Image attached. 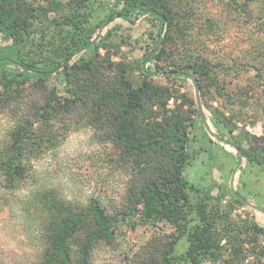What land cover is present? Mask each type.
I'll use <instances>...</instances> for the list:
<instances>
[{
    "label": "rangeland",
    "instance_id": "1",
    "mask_svg": "<svg viewBox=\"0 0 264 264\" xmlns=\"http://www.w3.org/2000/svg\"><path fill=\"white\" fill-rule=\"evenodd\" d=\"M28 1L34 7L46 8L51 21L59 18L60 6L70 0ZM97 1L94 15L100 17L102 6L113 0ZM173 9L182 11L177 26L165 28L163 37H168L161 59L147 66L158 74L154 84L171 89L169 108L185 110L194 117L190 151L196 160L186 169L185 177L202 191L233 183L245 200L264 210V166L243 160L238 169L234 149L214 136L223 133L235 138L264 158V0H177ZM52 34L48 32L45 40ZM97 34L104 39V47L99 55L87 59H95L107 76L117 73L114 64H126L129 79L137 81L160 33L158 22L145 16L134 26L119 19ZM29 52L36 54L34 49ZM194 65L201 73L194 75L201 108L190 78L164 75H193L189 68ZM47 86V90L32 84L15 87L10 98L0 103V158L9 153L12 133L19 126L28 123L29 130L35 132L25 151L24 178L11 183L0 170V264L37 263L40 216H47L40 215V198L44 202L61 199L77 207L99 199L110 213L126 204L131 177L120 167L116 151L103 141L101 133L78 123L76 116L46 120L35 115V106L53 97L52 91H57L58 98L67 95L66 84L60 80H50ZM0 92L7 94L1 84ZM199 111L207 119V127ZM210 212L215 217L229 212L233 220L248 218L264 229V213L231 198L211 201ZM242 230L245 250L238 264H264V235L256 238L249 227ZM173 235V228L165 223L123 219L114 239L98 244L88 264H142L146 252L157 251ZM231 247L232 243L225 247L226 260L232 259Z\"/></svg>",
    "mask_w": 264,
    "mask_h": 264
},
{
    "label": "trees",
    "instance_id": "2",
    "mask_svg": "<svg viewBox=\"0 0 264 264\" xmlns=\"http://www.w3.org/2000/svg\"><path fill=\"white\" fill-rule=\"evenodd\" d=\"M176 1L113 0L95 17L97 0H70L62 6L56 3L62 13L48 21V10L34 7L28 0H0V84L7 93L0 92V103L10 98L15 87L32 84L47 90L50 80L64 82L67 95L58 98L57 91H52L53 97L35 106V115L46 120L76 116L78 123L103 135V141L116 151L120 167L131 177L126 204L114 213L99 199L77 207L61 199L44 202L40 198V215L47 216H40L41 250L36 264H88L95 247L111 242L118 223L131 217L148 224L165 223L174 230L172 240L155 252H146L147 261L142 264H238L245 250L242 229L249 227L256 238L264 235V229L248 218L238 222L229 212L218 217L210 212L211 201L231 198L264 213L245 200L233 183L202 191L185 177L196 160L190 151L194 117L169 108L171 89L154 84L158 74L147 66L161 59L168 37H163L165 28L177 26L182 11H174ZM145 16L158 22L160 34L156 48L144 61L140 80H130L123 63L114 64L115 75L102 74L95 59H87L99 55L104 47L99 30L119 19L134 26ZM48 32L52 37L45 40ZM29 49L35 50V56ZM189 69L193 75L173 76L197 81L198 67ZM198 116L207 127L204 114L199 111ZM29 129L28 123L19 126L12 133L9 153L0 158L3 177L11 183L24 178L25 151L35 135ZM214 136L234 149L238 169L243 160L264 166V158L235 138L223 133ZM230 243L232 259L226 260L225 247Z\"/></svg>",
    "mask_w": 264,
    "mask_h": 264
},
{
    "label": "water",
    "instance_id": "3",
    "mask_svg": "<svg viewBox=\"0 0 264 264\" xmlns=\"http://www.w3.org/2000/svg\"><path fill=\"white\" fill-rule=\"evenodd\" d=\"M152 73H155V72H152ZM164 75L173 76V75H176V73L175 72H167V73H164ZM193 85L195 87V93H196L198 106H199V108H201L200 97H199V89H198L196 81H194V80H193Z\"/></svg>",
    "mask_w": 264,
    "mask_h": 264
}]
</instances>
